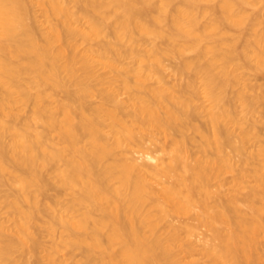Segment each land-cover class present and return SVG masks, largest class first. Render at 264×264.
Segmentation results:
<instances>
[{"label":"bare ground","instance_id":"bare-ground-1","mask_svg":"<svg viewBox=\"0 0 264 264\" xmlns=\"http://www.w3.org/2000/svg\"><path fill=\"white\" fill-rule=\"evenodd\" d=\"M256 1L264 2L0 0V204L12 223L0 232V264H60L54 253L72 247L84 248L81 264H178L177 252L190 248L181 235L199 225L212 264H264V255L253 257L264 236V202L253 203L264 199V142L246 148L264 92L248 96L239 74L250 62L264 68V9L243 11ZM33 5L43 7L39 29ZM139 38L150 45L138 49ZM188 52L196 56L178 68L191 73L186 80L145 83L161 56ZM127 54L135 66L121 73ZM96 68L113 71L121 86L96 88L95 80L105 83ZM200 94L206 105L197 104ZM27 104L20 120L13 109ZM201 117L203 127L194 122ZM194 134L201 140L191 153ZM161 138L163 159L132 155L152 160L146 144ZM233 153L261 191L249 189L242 208L225 177ZM51 181L66 199L57 189L48 197ZM180 216L191 222L174 224ZM40 232L51 246L43 248Z\"/></svg>","mask_w":264,"mask_h":264},{"label":"rangeland","instance_id":"rangeland-1","mask_svg":"<svg viewBox=\"0 0 264 264\" xmlns=\"http://www.w3.org/2000/svg\"><path fill=\"white\" fill-rule=\"evenodd\" d=\"M262 9H264V2H261V1L260 2L256 1L251 5H247V6L243 7V11L251 17L253 15L259 13ZM42 12H43L42 6L33 5L31 7L32 23L34 24L36 29H39V28L44 26ZM57 21H58L57 18H53V22H57ZM259 27L262 30H264V16H261V24ZM110 39H111V37L107 36V35L103 37V40H110ZM141 39H142L141 42H140V38L138 41V44H139L138 49H143V48L150 45L148 40L143 39V38H141ZM91 44H95V43L93 42V43H89V44H85V43L81 44L80 49H83V48H85ZM158 45L160 46V48L164 47L162 42H159ZM195 56L196 55L192 52L186 53L184 55V57H181V56H179V57H177V56L176 57L161 56L160 67L154 69L152 76L148 80H146L145 83L147 85L152 86V85H159L162 83L167 84V85H173V84H178L180 82H183L184 80L187 79L188 76H191V73L188 71H183L180 73V72H178V68H179L183 59H187V58L191 59V58H194ZM121 66H122V68L120 70L121 73L124 72V69L131 68V67L135 66V63L133 61V57L131 55L127 54L123 58ZM96 70H97L96 72L98 73L99 77L97 76V74H96V76L98 78L103 79L105 82L103 84H99V81L95 80L93 84L96 85V88L108 87L109 82H114L113 84H116L117 86H121L122 83H121L120 77H118L113 71L109 70L108 68H96ZM239 74L243 75V80L245 81L246 86H247L246 94L248 96H255V95L260 94L261 92H264V68L257 66L254 62H250L249 64H246L244 67H242L240 69ZM128 79L132 84L135 82V78L132 75H129ZM197 82H200V81L197 80ZM238 87H240V85L237 87H234L233 90H237ZM61 96H63L62 92L58 94L57 98H59ZM121 96L123 97L124 95H121ZM204 99L205 98L203 97V94H200L198 96L197 104H203V105L205 104L206 105V101H204ZM89 102L92 104H96V103H98V98L93 97V98L89 99ZM241 110H242V108L240 106L237 107L236 108V114L240 115V113L242 112ZM254 110H255V112H254L255 122L249 123L248 125H253V127L255 128L256 134H255L254 138H252L250 144H248V145L246 144V148L248 150H252V151L258 149L259 146L262 144V142H264V126H262L261 123L259 122L262 115H264V102L257 103L255 105ZM30 111H31V105L30 104H27V105H24L21 107L15 106L13 109V112L16 114V116H18V118L20 120L28 117L30 114ZM205 121H206V117H201L194 122L199 123V125L203 127L202 124L205 125V123H204ZM34 126L36 128H40L39 124H34ZM191 135H193V134H191ZM159 140H158V142H156V143H158V144H156L157 146L155 145V143H153V145H152V143H150V142H149V144H148V142L146 144L147 150H145V151L148 152V155L151 158H153L152 160L147 159L145 157V155H143V153L137 149H136L137 151H135L136 153L133 152L132 155L139 162L150 161L151 163H154L155 161L160 160V158L163 159L162 158L163 152L160 150V147H161L162 143L165 144L167 141H165L164 139L162 140V138ZM194 140H195V142H193ZM194 140L192 141L193 145L189 144V146H188L191 153L197 151L196 145L200 143L201 139L198 135L194 134ZM159 143H161V144L159 145ZM194 146L196 149L194 148ZM148 148L151 151H149ZM233 155L234 156H232V157L233 158L235 157L234 163L232 164V166H230L227 169V173H225V177L227 178L228 192L234 198V201L237 204V206L239 208H242L244 203H245L244 199L246 197L247 191L249 189H255L258 191L259 189L256 188V184L252 178V174L247 175V173H246L245 175H242L239 157L236 156L235 153H233ZM157 157H159V158H157ZM256 163H257V161L253 160L246 167V170L247 169H249V170L254 169ZM49 175H50V173L48 174V176H47V173L45 174V176L48 177V179H47L48 182H50L49 177H51ZM51 183H52V181H51ZM48 184H50V183H48ZM52 186L53 187H50V185L49 186L47 185V187H50V188L46 189V190H48V192H47L48 197H50V196L55 197V195L57 194L54 191H56V189L59 187L54 185V182L52 183ZM57 190H59V194H60V191L62 192L61 197L64 196L65 199L68 197V195H66V194L64 195L65 192L63 190H61V188L57 189ZM259 192H261V191L259 190ZM58 196H60V195H58ZM261 201L264 202V199H261L260 195H256L253 199V203L255 205H260ZM7 216H8V212L5 208V205L0 204V232H1L3 227L10 228L12 226V223H11V221L10 222L8 221L9 219ZM185 221H190V220H187V218L185 216L175 217L172 219V222L174 224H180V223H183ZM262 222H264V217H262ZM42 233L41 234L38 233V235H40V236L39 237L37 236V238L42 243L43 248L51 246L53 241L51 242L50 240H53V238L47 236L45 233H43V234ZM57 234L54 237V239H57ZM59 235H58V238H59ZM181 236H182V240H183V246L189 245L190 248L187 252H182V251L177 252L178 264H212L209 261V259L204 255V248L210 239L209 238V232L207 233V230H206V228H204V226L203 227L201 225L197 226L196 231L193 232L192 235H190V236H187L184 233ZM66 250H65V252L63 250V251L54 253L53 258H55L60 264H81L82 263V256H83L84 248L72 247V248H69L67 251ZM16 254H14V255L17 257L18 255H16ZM43 254H44V251L42 249H38L36 251V260H37V258H41L43 256ZM262 255H264V236H261L258 239V250L256 252H254L253 257H259ZM31 258H34V257H31ZM32 261H34V259H32ZM40 263L41 264H47V261L43 260V261H40L39 264ZM31 264H33V263L31 262Z\"/></svg>","mask_w":264,"mask_h":264}]
</instances>
